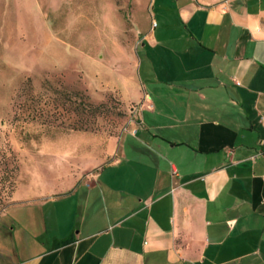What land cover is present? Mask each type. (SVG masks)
Returning <instances> with one entry per match:
<instances>
[{"label": "crops", "instance_id": "0c3cea01", "mask_svg": "<svg viewBox=\"0 0 264 264\" xmlns=\"http://www.w3.org/2000/svg\"><path fill=\"white\" fill-rule=\"evenodd\" d=\"M3 1L21 67L47 33L36 0ZM152 1L148 87L85 184L100 200H12L0 264H264V0L130 4Z\"/></svg>", "mask_w": 264, "mask_h": 264}, {"label": "rangeland", "instance_id": "374dc122", "mask_svg": "<svg viewBox=\"0 0 264 264\" xmlns=\"http://www.w3.org/2000/svg\"><path fill=\"white\" fill-rule=\"evenodd\" d=\"M130 1L36 0L47 39L36 60L18 44L21 67L0 35V215L12 200H100L85 184L100 181L148 87L137 34L152 18L160 29L153 1L146 12Z\"/></svg>", "mask_w": 264, "mask_h": 264}]
</instances>
